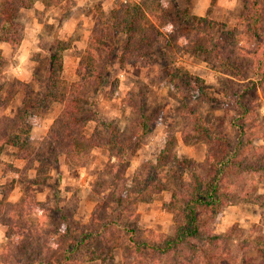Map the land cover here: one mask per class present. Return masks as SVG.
Masks as SVG:
<instances>
[{"label":"rangeland","instance_id":"rangeland-1","mask_svg":"<svg viewBox=\"0 0 264 264\" xmlns=\"http://www.w3.org/2000/svg\"><path fill=\"white\" fill-rule=\"evenodd\" d=\"M141 1L38 0L44 6V11L35 10L34 13V18L41 25L38 33L39 50L32 49L24 60L3 58L0 54V135H8L15 129L13 116L16 110L24 107V100L28 99L25 88H21L19 84L36 88V79L43 86L47 74V49L54 41L68 45V49L62 54L58 88L55 87L52 91L61 100L69 85L78 79L76 70L90 45L96 25L104 23L108 28L121 6ZM260 1L264 12V0ZM247 2L248 0H153L154 8L158 4L163 9L161 11L155 8L154 11L162 17L161 23L151 15L147 19L148 23L155 26L157 33L152 48L156 60L153 66H120L116 60L109 63L106 52H97L98 61L94 66L99 78L84 90L87 102L83 113L87 120L85 133L98 143V147L91 151L87 164L81 168H69L63 157H60L57 162L44 163L41 167L39 162L28 163L18 159L16 149L5 145L0 152V209L4 202H24L28 193H33L34 200L40 205L37 208H41L40 211L36 208L29 218L36 242H42L45 237H49L48 243L57 241L55 233L62 226V215H66L73 228H78L79 225L93 226V216L103 218L106 215L112 219L116 208L112 194L119 191L124 194L128 184L122 182L116 186L112 180L118 158L100 146L108 139L106 125L120 137L127 149V168L124 170V179L127 181L132 179L144 163L156 160L165 145L168 132L176 140L177 156L182 160L194 161L199 167V173L206 174L202 165L205 163L207 145H186L182 141V136L190 130L187 112L192 109L201 113L211 132L225 137L234 145L237 132L230 126V119L235 115L236 108L230 96L222 89L224 86L236 89L239 84L235 79L230 80L232 84H224L223 79L227 77L211 67V58L200 52L186 51L187 42L183 38L177 42L178 46L172 44L169 36L175 26L181 25L178 11H184L190 16L203 17L216 23L217 26L211 28V34L229 39L234 35V30L239 29L238 21ZM33 7L34 5L30 9ZM30 15L32 14L23 12L19 17L23 27L22 39L24 27L35 21ZM163 20L165 22L162 25ZM262 30L264 33V18ZM185 31L188 32L184 28ZM108 32L105 41L116 48V55L121 54L122 35L115 34L112 28H108ZM191 36H194V32ZM200 41L204 47H208L204 39ZM235 45L236 52L239 50L244 55L240 58L242 68L249 69L252 60L244 52L252 46L245 41H239ZM30 48L29 46L28 49ZM16 66H21L25 74L24 80L15 76ZM19 77L23 78L21 74ZM172 79L179 85V90L171 82ZM95 89H98L97 92ZM190 89L195 90V95L198 94V100L191 95ZM198 89L203 90V93L200 94ZM182 94L185 98H182ZM59 101H52L49 108L40 112L36 119L28 118L32 123L30 145H42L44 133L62 109ZM138 109L146 117L158 118L151 135L141 142L133 140V123L139 116ZM257 116L259 126L256 133L263 139L257 140L255 145L264 149V101L260 102ZM42 147L43 154H46L47 147ZM37 169L48 173L43 184L31 183L36 177ZM112 185L116 186L114 191L111 189ZM222 187L232 190V199L214 219H210L202 210L201 220L208 221L215 234L230 232L241 239H251L261 232L264 234V175L250 173L238 176L231 173L227 175ZM6 192L8 194L4 195ZM169 199L170 192L164 190L154 196L151 202L139 203L132 215L124 217L116 227L107 228L106 233L93 244L101 250L102 260L86 264H124V261H128L131 246L128 243L130 234L126 230L132 226L141 231L139 238L146 241L173 235L178 217L167 210ZM30 205L31 200H28V206ZM6 222L0 211V254L8 243L5 237Z\"/></svg>","mask_w":264,"mask_h":264},{"label":"trees","instance_id":"trees-1","mask_svg":"<svg viewBox=\"0 0 264 264\" xmlns=\"http://www.w3.org/2000/svg\"><path fill=\"white\" fill-rule=\"evenodd\" d=\"M36 1L38 0H0V43L9 44L14 51L17 49L23 31L19 21L21 11L30 9ZM155 8L163 11L158 4ZM155 8L153 0H142L119 8L108 27L115 34L122 35L123 47L118 55L116 48L105 41L108 28L104 23L96 25L90 45L76 70L78 79L69 85L61 100L52 91L55 87L58 88L62 54L68 49V45L54 41L47 49V74L43 86L36 79V88L19 84L21 88H25L28 99L24 100V107L16 110L13 116L15 129L8 135H0V152L5 145H9L16 149L18 159L28 163L39 162L41 167L44 163L57 162L60 157H63L69 168L84 167L90 159L91 151L98 147L97 140L85 133L87 120L83 117L87 105L84 90L99 78L94 66L98 61L97 52H106L109 63L116 60L120 66H153L156 60L152 48L157 33L155 26L148 23L147 19L151 15L161 23L162 17L154 12ZM177 14L181 25L175 26L170 34L171 43L177 45L183 38L187 42L186 51L200 52L211 58V67L227 77L223 79L224 84L229 85L231 79L239 84L236 89L225 86L222 89L230 96L236 108L235 115L230 119V126L237 132L235 144L232 145L225 137L211 132L202 114L190 109L187 112L190 130L182 136V141L186 145H207L205 163L202 165L206 174L199 173V167L194 161L182 160L177 156L176 140L168 132L165 145L156 160L144 163L132 179L127 181L124 179L127 149L120 137L106 125L108 139L100 146L118 158L112 180L116 186L122 182L128 184L124 194L122 191L112 194L116 205L113 218L106 215L103 218L93 216V226L79 225L78 228H73L66 215H62V226L55 233L57 241L48 243L49 237H45L42 242H36L29 218L40 205L34 200L33 193L27 192L24 202L2 203L0 211L7 221L4 224L7 227L5 237L8 243L0 254V264H86L102 260L101 250L93 244L106 233L107 228L116 227L120 220L132 215L139 203L151 202L154 196L164 190L170 192L167 210L178 217L173 235L146 241L139 238L141 231L132 226L126 230L130 234L128 243L131 250L130 259L124 261V264H264L262 232L251 239H241L230 232L215 234L209 222H203L200 218L203 210L210 219H214L232 199V190L222 187L228 174L264 175V149L255 145L257 140L263 139L256 133L259 126L257 111L260 102L264 101V12L261 1L248 0L238 21L239 29L236 28L229 39L211 34V28L217 26L211 20L190 16L184 11H178ZM164 22L163 20L162 25ZM184 25L188 27H183ZM184 28L188 32H184ZM192 32L194 36H191ZM202 39L207 42L208 47H204L200 41ZM239 41L252 46L244 52L252 60L249 69L242 68L240 58L244 55L239 50L240 54L236 52L235 44ZM196 81L201 87L199 80ZM171 82L179 90L174 79ZM197 91L203 93L201 89ZM190 92L198 100L195 90L190 89ZM182 98L185 95L182 94ZM52 101L61 102L62 109L49 126L42 145L34 147L29 143L32 123L28 118L36 119L40 112L49 108ZM137 113L139 116L133 123V140L141 142L151 135L158 118L146 117L139 109ZM42 146L47 147L46 154H43ZM47 174L46 170L37 169L36 177L31 183L43 184ZM113 185L112 191L116 187ZM7 194L6 192L4 195ZM28 200H31L30 206ZM40 209L37 208L38 211Z\"/></svg>","mask_w":264,"mask_h":264},{"label":"crops","instance_id":"crops-1","mask_svg":"<svg viewBox=\"0 0 264 264\" xmlns=\"http://www.w3.org/2000/svg\"><path fill=\"white\" fill-rule=\"evenodd\" d=\"M35 10H36V12L44 11V6L42 4H40L38 1H36V3L34 4V7L32 9H27V10H24L21 12V14H23V12L32 14L30 16L33 17V21L34 20L35 21L31 25H29L28 27H24V36H23V39H22L20 45L18 46V49H16L17 51L16 50L14 51L12 49V47L7 43H0V54L3 58L13 57L14 59L17 58L18 60L19 59L24 60V59H26L27 55L30 54L32 49H34V48L38 49V47H39L38 46V44H39L38 33H39V29L41 28V25L37 22L36 18H34ZM21 14H20V16H21ZM69 19L70 18H68V20ZM68 20H66V21H68ZM29 46L31 47L30 49H28ZM14 73H15V76L16 77L18 76V78L20 80L25 79V74L23 73L21 66H16L14 68ZM20 74L22 75L23 78L19 77ZM42 127H43V124H42ZM47 130H48V128H47ZM44 135H46V133H44ZM17 202L18 201L16 200L12 203H17Z\"/></svg>","mask_w":264,"mask_h":264}]
</instances>
